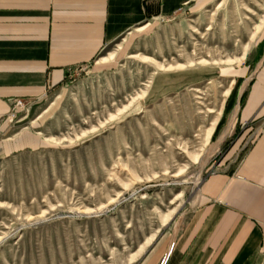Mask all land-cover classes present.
<instances>
[{
  "label": "rangeland",
  "instance_id": "1",
  "mask_svg": "<svg viewBox=\"0 0 264 264\" xmlns=\"http://www.w3.org/2000/svg\"><path fill=\"white\" fill-rule=\"evenodd\" d=\"M263 31L264 0L191 6L23 112L44 146L0 161V264H139L183 230L221 163L237 86L219 120L223 93Z\"/></svg>",
  "mask_w": 264,
  "mask_h": 264
},
{
  "label": "crops",
  "instance_id": "2",
  "mask_svg": "<svg viewBox=\"0 0 264 264\" xmlns=\"http://www.w3.org/2000/svg\"><path fill=\"white\" fill-rule=\"evenodd\" d=\"M214 1L0 0V161L44 146L25 117L9 121L13 101L34 107L125 35ZM233 79L219 169L201 183L183 230L139 264H264V37Z\"/></svg>",
  "mask_w": 264,
  "mask_h": 264
},
{
  "label": "built area",
  "instance_id": "3",
  "mask_svg": "<svg viewBox=\"0 0 264 264\" xmlns=\"http://www.w3.org/2000/svg\"><path fill=\"white\" fill-rule=\"evenodd\" d=\"M32 103L30 101L24 99H17L13 101L11 106V111L9 114V121L15 122L17 121L23 112H26L30 109Z\"/></svg>",
  "mask_w": 264,
  "mask_h": 264
},
{
  "label": "bare ground",
  "instance_id": "4",
  "mask_svg": "<svg viewBox=\"0 0 264 264\" xmlns=\"http://www.w3.org/2000/svg\"><path fill=\"white\" fill-rule=\"evenodd\" d=\"M258 34V33H257ZM254 35V34H253ZM244 57H245V55H243V58L242 59H244ZM211 113H213V115H215L214 117L212 116V118L210 119V122H209V127L208 128H206L205 130H204V132H205V134H206V138H210L211 136H212V134H213V131H214V128L216 127V124H217V121H218V117L217 116H219V114L218 113H216L215 111H212ZM151 241V240H150ZM150 241H148V243L150 242ZM142 250V249H141Z\"/></svg>",
  "mask_w": 264,
  "mask_h": 264
},
{
  "label": "trees",
  "instance_id": "5",
  "mask_svg": "<svg viewBox=\"0 0 264 264\" xmlns=\"http://www.w3.org/2000/svg\"><path fill=\"white\" fill-rule=\"evenodd\" d=\"M233 95V94H232ZM232 95H231V97H232Z\"/></svg>",
  "mask_w": 264,
  "mask_h": 264
}]
</instances>
